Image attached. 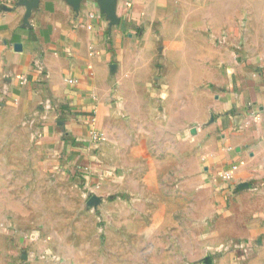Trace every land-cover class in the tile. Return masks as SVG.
I'll return each mask as SVG.
<instances>
[{"label": "crops", "instance_id": "crops-1", "mask_svg": "<svg viewBox=\"0 0 264 264\" xmlns=\"http://www.w3.org/2000/svg\"><path fill=\"white\" fill-rule=\"evenodd\" d=\"M20 1L0 0L15 7L0 13V96L8 97L0 139L10 146L0 154V264H87L85 257L69 254L77 246L66 242V234L53 233L55 224L47 233L34 212L14 207L5 190L21 167L34 174L36 160L52 158L60 143L57 127L69 139L70 157L78 160L86 152L89 120L98 130L106 122L116 130L120 115H129V127L138 107L144 120L149 100L137 91L145 84L132 68H143L147 76L149 54L160 48L170 58L185 33L190 43L182 49L203 64L208 94L202 114L189 111L182 121V128L206 127L198 158L203 180L193 188L207 195L204 219L215 220L217 244L245 246L219 264H264V0H117L116 25L97 0H81L77 7L69 0H40L29 18ZM135 91L138 104L131 100ZM124 222L131 231L123 236L127 243L143 238ZM190 249L194 253L195 246Z\"/></svg>", "mask_w": 264, "mask_h": 264}, {"label": "rangeland", "instance_id": "rangeland-1", "mask_svg": "<svg viewBox=\"0 0 264 264\" xmlns=\"http://www.w3.org/2000/svg\"><path fill=\"white\" fill-rule=\"evenodd\" d=\"M188 37L183 34L186 40L170 58L160 48L153 50L147 76L143 68H132L138 73L137 82L145 84L138 85L137 91L142 90L149 100L144 120L139 107L129 127H124L129 115H120L116 130L106 122L105 132L89 120L86 152L78 160L70 157L69 139L57 127L60 143L52 148V158L36 160L34 174L31 168L21 167L5 190L12 195L14 207L21 213L34 212L47 233L55 224L52 232L66 234V242L77 246L69 254L85 257L87 264H219L226 253L237 252L236 241L217 244L215 220L204 219L207 195L203 188H193L203 180L198 158L206 127L182 128V121L190 113L202 114L208 94L203 64L189 57L186 47L182 49L190 43ZM177 98L181 100L178 108ZM7 99L0 96V118ZM139 99L133 92L132 102L138 104ZM58 119L60 123L62 118ZM32 138L38 140L36 130ZM8 149L0 139V154ZM37 150L50 156L49 151ZM125 218L133 223L132 233L142 234V239L128 243L123 239L131 232L125 229ZM76 233H93L98 238L84 241L71 236ZM206 243L213 247L206 249ZM236 255L247 259L246 254Z\"/></svg>", "mask_w": 264, "mask_h": 264}, {"label": "water", "instance_id": "water-1", "mask_svg": "<svg viewBox=\"0 0 264 264\" xmlns=\"http://www.w3.org/2000/svg\"><path fill=\"white\" fill-rule=\"evenodd\" d=\"M71 4L77 7L81 0H69ZM101 5L103 12L107 15L113 25L119 22L116 15V1L117 0H97ZM40 0H21L19 5L25 6L27 8V18L31 16L34 9L37 8ZM20 49V46L17 47Z\"/></svg>", "mask_w": 264, "mask_h": 264}, {"label": "built area", "instance_id": "built-area-1", "mask_svg": "<svg viewBox=\"0 0 264 264\" xmlns=\"http://www.w3.org/2000/svg\"><path fill=\"white\" fill-rule=\"evenodd\" d=\"M15 7L14 6H12V5H7V4H4V3H1L0 2V13H2V12H10V11H12L13 9H14ZM97 137V136H96ZM222 178L223 179H227L228 178V176H227V174H223L222 175ZM245 248V246H243V244L242 243H239L238 245H237V249H239V250H243ZM26 257V256H25Z\"/></svg>", "mask_w": 264, "mask_h": 264}]
</instances>
